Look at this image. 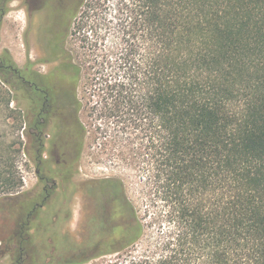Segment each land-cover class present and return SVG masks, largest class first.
Returning <instances> with one entry per match:
<instances>
[{
    "label": "trees",
    "instance_id": "16d2710c",
    "mask_svg": "<svg viewBox=\"0 0 264 264\" xmlns=\"http://www.w3.org/2000/svg\"><path fill=\"white\" fill-rule=\"evenodd\" d=\"M62 35L61 145L125 175L94 194L96 240L66 264H264V0H75ZM8 158L0 258L43 264L45 190L13 196Z\"/></svg>",
    "mask_w": 264,
    "mask_h": 264
},
{
    "label": "rangeland",
    "instance_id": "374dc122",
    "mask_svg": "<svg viewBox=\"0 0 264 264\" xmlns=\"http://www.w3.org/2000/svg\"><path fill=\"white\" fill-rule=\"evenodd\" d=\"M19 1L0 0V53L7 54L18 67H23L26 62H32L35 66L33 50L36 48L43 58L46 56L55 62L40 64L34 68L42 74L49 71L51 73L61 62L60 50L57 47L51 56L49 51H45L38 36L44 22L40 13L31 28L34 34L25 31L24 4ZM53 1L57 6L59 0ZM57 10L53 9L56 13H52L44 23L46 42L59 36L58 24L62 21V16ZM50 77L56 78V75ZM5 81L10 79L0 73V156L9 159L11 155L10 162L21 182L17 193L12 195H31L48 189L47 199H44V195L39 199L35 219V223L42 221L45 224L43 226H46L45 232L35 238L37 244L43 241L45 243L42 262L66 264L69 260H78L81 258L80 252L88 247V243L96 240L97 231L101 227V208L94 194L99 191V187L106 188L107 178L124 177V172L108 159H96L90 149H85L76 161L72 147L61 145L59 120L54 119L49 128L57 135V148L52 151L53 156L51 155L50 164L45 171L47 179L39 180L34 174L32 148L27 141L26 131L23 130L24 118L26 121L28 119L25 115L28 108L27 97L22 91L16 92ZM2 208L4 216L0 221V237L6 238L13 231L18 212L16 209L10 212L6 206ZM10 258L11 255L8 254L1 257L0 264H10ZM95 262L99 260H92L87 264Z\"/></svg>",
    "mask_w": 264,
    "mask_h": 264
},
{
    "label": "flooded vegetation",
    "instance_id": "af4514ba",
    "mask_svg": "<svg viewBox=\"0 0 264 264\" xmlns=\"http://www.w3.org/2000/svg\"><path fill=\"white\" fill-rule=\"evenodd\" d=\"M75 0H59L58 7L54 4L53 0H20L21 4H24L26 26L25 31H30V34H34L31 28L34 25V20L38 13L43 16V24L40 26L39 39L43 42V47L45 51H49V55L55 53L56 48L61 46L63 31L66 23L67 11L73 5ZM56 7V8H55ZM58 9L62 16V21H59L58 29L59 36L50 38L49 41H45V33L43 31L44 23L46 19L51 17L52 10ZM39 14V15H40ZM32 25V26H31ZM35 52V66L44 64L49 65L55 62L48 57H42L40 52L33 50ZM59 67H55L51 73L50 71L46 74H42L40 70L34 68L32 62H26L23 67H18L12 59L5 53H0V73L8 76L10 81H5L10 83L11 87L17 92L22 91L25 93L28 101L27 108V121L24 118L23 130L26 131L27 141L30 143L32 150V160L34 165V174L39 180H46L45 175L46 168L50 164L51 155L53 156L54 149H56V139L57 135L52 133L49 126L50 123L55 119L60 122V117L63 106H62V82L55 83L54 76L60 71L61 64ZM48 73H50L48 75ZM57 84V85H56ZM47 85H51L56 88V96L58 103L54 104L53 101L49 99V90H47ZM58 89H57V87ZM27 89V90H25ZM55 93V91H54ZM18 109V108H17ZM58 122V123H59ZM51 147V148H50ZM59 162V161H57ZM44 199H47L48 189L45 190Z\"/></svg>",
    "mask_w": 264,
    "mask_h": 264
}]
</instances>
